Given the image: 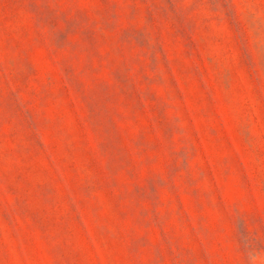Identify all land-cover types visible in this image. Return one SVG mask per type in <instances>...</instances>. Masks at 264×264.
<instances>
[{"label": "rangeland", "instance_id": "1", "mask_svg": "<svg viewBox=\"0 0 264 264\" xmlns=\"http://www.w3.org/2000/svg\"><path fill=\"white\" fill-rule=\"evenodd\" d=\"M0 264H264V0H0Z\"/></svg>", "mask_w": 264, "mask_h": 264}]
</instances>
